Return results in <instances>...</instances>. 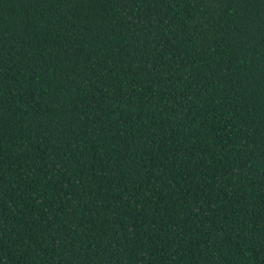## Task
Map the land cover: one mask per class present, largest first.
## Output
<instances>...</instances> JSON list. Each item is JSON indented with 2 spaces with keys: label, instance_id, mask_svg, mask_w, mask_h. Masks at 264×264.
<instances>
[{
  "label": "trees",
  "instance_id": "16d2710c",
  "mask_svg": "<svg viewBox=\"0 0 264 264\" xmlns=\"http://www.w3.org/2000/svg\"><path fill=\"white\" fill-rule=\"evenodd\" d=\"M0 264H264V0H0Z\"/></svg>",
  "mask_w": 264,
  "mask_h": 264
}]
</instances>
